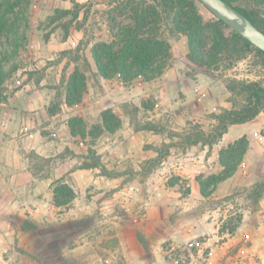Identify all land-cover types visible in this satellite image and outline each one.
<instances>
[{
    "label": "rangeland",
    "instance_id": "rangeland-1",
    "mask_svg": "<svg viewBox=\"0 0 264 264\" xmlns=\"http://www.w3.org/2000/svg\"><path fill=\"white\" fill-rule=\"evenodd\" d=\"M75 1L82 3L83 7L78 18L71 22L67 33H64L61 25L69 21V18L51 21L49 16L53 14L55 8H71L72 4L69 0H30L29 3L21 0L9 10H5V5L1 4L0 0V66L5 73L0 85L2 96L0 132L16 141L27 139L34 142L35 135L38 137L39 134L48 141H58L60 138L63 140L64 133L68 132L64 125L69 126L70 120L78 117L82 120L81 128L84 134L83 136L73 134L75 140L70 138L67 140L76 142L77 145L81 142L80 155L85 151L89 157V149L96 152L91 145L108 144L105 139L108 136L114 135L116 142L113 145L121 147L120 142L126 141L124 136L142 134L147 140L148 134L144 133L150 131V135L155 136L152 141L156 142L157 155L160 149H167L168 153L156 162L152 161L153 157L142 160L140 171L127 172L123 188L118 186L109 191L111 197L113 191L115 193L116 190H121V197L117 196L115 199V211L126 209L125 202L127 204L132 202L140 196L139 194L144 195L143 199H147L150 195L151 199L156 198V200L162 197L179 200L187 195L189 188L187 174L183 169L184 158L187 154L198 152L202 144L182 146L177 133L189 132L193 127L208 130L215 122V120L212 122L214 113L228 109L225 108L227 104L232 107L230 92L225 86L227 79L233 77L244 80L257 79L264 84L261 59L253 52H246L238 60H223L218 64V70L206 73L195 64L186 61L185 56L188 51L186 37L183 34H171L168 28L164 27L171 47V57L161 75L147 81L138 77L129 82H123L118 76L103 78L97 72L91 48L97 41L110 39L108 19L113 15L110 9L114 3L112 0ZM232 2L239 7L252 6L249 0ZM259 7L264 11V5ZM83 9L88 11L85 17ZM199 12L205 20L213 18L212 13L203 5L199 6ZM115 14L118 25L132 22L131 14L127 9ZM231 31L229 27L224 28L226 35ZM13 39L15 41L12 44ZM16 44L17 47L14 48ZM75 68L84 74L86 90L79 102L67 104L66 81ZM105 110H110L117 117L118 126L112 131L102 125L101 113ZM260 123L254 130H260L261 135L264 136V121ZM244 127L245 125L233 126L229 131L227 130L223 138L219 139L220 141L218 140L219 143L217 141L213 146L215 149L218 146L225 147L237 139L236 137L244 135L256 155L257 161L252 162L253 169H250L249 165V168L247 166L241 169L238 173L241 184L229 194L215 201L203 200L196 207L197 214L217 205L221 207L219 212L222 216L230 213V218H224L220 226H227L238 217L241 219L247 205L254 210L247 193L254 182L264 177V145L253 136V130L249 128L245 130ZM62 152L69 154L68 151ZM26 155L32 158L30 167L34 173L39 176L52 174L54 177L55 172L50 169L52 162L49 163L52 158L37 156L33 149H29ZM59 158L61 156L56 155L53 159ZM90 161L89 157L86 162ZM247 162L249 164V161ZM101 164L104 166L102 162ZM62 180L58 178L53 183L56 185ZM66 185L71 189L73 197L63 205L57 206L53 202L55 207H59V210L54 209L57 214L68 213L75 207H82V204L70 202L74 196H81L82 203H85L84 193L80 195L79 191L76 193L68 183ZM94 194L96 189H91L90 194L86 195L89 198ZM98 201L99 199L95 200L89 209L86 208L89 211L85 212L87 216L80 220V223L72 221L60 225L65 228L71 226L70 229H63L60 234L67 244L84 236L78 237L79 232L84 233L88 230L92 236L98 233L105 210L104 204ZM142 202H137L140 205L136 207L135 217H142L141 212L146 213L145 203ZM225 202H229L227 204L230 205L227 211ZM178 209L180 205L177 203L171 216ZM77 211L83 213L84 207ZM207 219V216H203L202 220ZM166 242L165 239L161 247L162 253L158 260L160 264H171L163 253ZM174 243L181 245L183 242ZM18 251L29 256L26 251L21 249ZM43 255L50 263L57 261L58 255L52 251H45ZM5 259L9 260L8 257Z\"/></svg>",
    "mask_w": 264,
    "mask_h": 264
},
{
    "label": "crops",
    "instance_id": "crops-1",
    "mask_svg": "<svg viewBox=\"0 0 264 264\" xmlns=\"http://www.w3.org/2000/svg\"><path fill=\"white\" fill-rule=\"evenodd\" d=\"M225 108L230 106L227 104ZM261 121H264L263 112L245 123L230 125L227 130L245 125V130L249 128L252 131ZM64 127L68 132L64 133L63 140L60 138L58 141H48L40 134L38 137L35 135L34 142L27 139L16 141L0 132V264H160L158 260L165 239L183 242L195 236L205 238L208 264H264V193L256 209L245 206L240 223L230 235L224 236V231H220L221 222L230 218V213L222 216L218 205L199 214L196 212V207L203 200H218L241 184L238 173L248 165L251 169L252 162L257 161L251 143L235 172L219 182L209 195L200 194L196 178L222 169L218 160L220 147L215 149L214 143L210 146L202 144L198 152L184 158L183 169L189 186L187 195L179 200L165 197L156 200L150 195L143 199L144 195L139 194L132 202H125L126 209L117 212L115 199L121 197V190L113 191L111 197L108 193L125 184L128 171H140L142 160L157 156L156 142L152 141L155 136L148 131L144 133L148 134L146 140L142 134H128L123 137L126 141L119 140L122 145L118 147L113 145L116 141L111 135L105 138L108 144L91 145L105 168L121 173L117 177H107L100 174L97 166H81L89 157L85 151L80 155L81 142L78 146L76 142L67 140H75V136L67 124ZM29 149H33L37 156L52 158L49 163L52 162L50 169L55 172L54 177L52 174L39 176L32 171V158L26 155ZM56 155L61 158L53 159ZM58 178H62L60 183H68L76 193L85 194V203H82L81 196H74L70 201L82 204L83 213L77 211L82 207H75L68 213H55L54 209L59 210V207L53 204V181ZM91 189H96V194L89 199L86 194H90ZM98 199L105 208L98 233L92 236L88 230L79 232L78 237L84 236L67 244L60 234L71 226L65 228L60 225L72 221L80 223L87 216L85 212L89 210L86 208L89 209ZM140 201L145 203L146 213L135 217L136 207L140 205L137 202ZM177 203L180 209L171 216ZM228 204L225 205L226 211L230 207ZM34 206L37 208L33 209ZM203 216L208 219L202 220ZM18 249L26 251L29 256L19 253ZM45 251L56 253L57 261H46ZM7 257L9 260L5 259Z\"/></svg>",
    "mask_w": 264,
    "mask_h": 264
},
{
    "label": "trees",
    "instance_id": "trees-1",
    "mask_svg": "<svg viewBox=\"0 0 264 264\" xmlns=\"http://www.w3.org/2000/svg\"><path fill=\"white\" fill-rule=\"evenodd\" d=\"M21 0H1L5 10L12 9ZM30 0H26L29 3ZM71 8H55L51 21L68 17L69 21L62 23V30L67 33L69 25L78 18L83 7L82 3L69 0ZM247 17L257 28L264 32V11L259 6L264 0H249L252 6L239 7L233 0H224ZM114 3L109 17L108 31L110 39L97 41L92 45L91 55L97 72L103 78L118 76L123 82L135 78L151 80L162 74L171 57V47L165 35L164 27L171 34H183L187 39L188 51L185 59L195 64L202 71L210 73L218 70V64L223 60H238L246 52H253L260 58L264 69V52L243 38L235 31L226 35L224 28L228 27L223 21L216 18L205 20L199 12L202 4L198 0H112ZM111 3V4H112ZM127 9L131 14V23L118 25L115 13ZM88 11L83 9V16ZM115 12V13H114ZM48 35H45L47 37ZM15 37V32H14ZM15 39H13L12 44ZM17 44L14 45V48ZM13 48V51L15 50ZM14 69V68H13ZM5 73L0 66V85ZM230 92L232 107L223 109L212 116L215 120L208 130L192 128L189 132L177 133L182 146L201 143L211 145L217 142L233 124L245 123L260 112L264 113V84L260 80H244L236 77L226 80L225 84ZM86 90L84 74L77 68L66 81L65 102L77 103ZM240 98V100L238 99ZM2 100L0 91V102ZM102 125L107 130H114L118 126L117 117L110 110L101 113ZM82 120L73 117L69 122L71 134L83 136ZM149 128V127H148ZM248 149V141L244 135L228 143L218 151V160L222 169L215 174L198 176L200 194L209 195L219 182L230 177L236 170ZM167 154V149H160L156 158L159 161ZM90 162H83L82 167L97 166L100 174L107 177H117L121 173L106 169L100 162V157L89 149ZM264 193V177L252 184L247 198L256 209L259 199ZM73 197L71 189L64 183L58 182L53 187V202L58 205L66 204ZM240 223V217L227 226H221L220 231L228 230L233 233Z\"/></svg>",
    "mask_w": 264,
    "mask_h": 264
},
{
    "label": "water",
    "instance_id": "water-1",
    "mask_svg": "<svg viewBox=\"0 0 264 264\" xmlns=\"http://www.w3.org/2000/svg\"><path fill=\"white\" fill-rule=\"evenodd\" d=\"M212 15L264 52V32L224 0H198Z\"/></svg>",
    "mask_w": 264,
    "mask_h": 264
},
{
    "label": "built area",
    "instance_id": "built-area-1",
    "mask_svg": "<svg viewBox=\"0 0 264 264\" xmlns=\"http://www.w3.org/2000/svg\"><path fill=\"white\" fill-rule=\"evenodd\" d=\"M252 134L264 145V136L261 135L260 130H253ZM140 215L144 216V213L141 212ZM223 235H230V232L226 229ZM204 243L205 238L203 236L190 237L184 240L181 245L167 241L163 253L167 257L168 263L171 264H208L210 263L209 253ZM237 262L239 261L237 260Z\"/></svg>",
    "mask_w": 264,
    "mask_h": 264
}]
</instances>
